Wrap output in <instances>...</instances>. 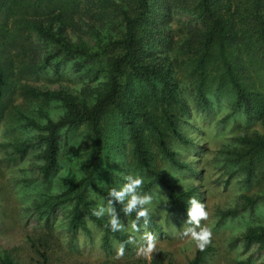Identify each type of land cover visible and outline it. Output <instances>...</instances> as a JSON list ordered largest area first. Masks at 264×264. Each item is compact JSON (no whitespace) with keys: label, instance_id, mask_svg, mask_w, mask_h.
Returning a JSON list of instances; mask_svg holds the SVG:
<instances>
[{"label":"trees","instance_id":"1","mask_svg":"<svg viewBox=\"0 0 264 264\" xmlns=\"http://www.w3.org/2000/svg\"><path fill=\"white\" fill-rule=\"evenodd\" d=\"M178 14L188 16L179 38L171 28ZM66 70L75 87L29 83ZM263 82L264 0H0V122L10 117L33 132L15 151L22 158L34 149L45 180L58 169L62 146L82 139L88 172L49 196V210L63 197L75 199L72 227L81 222V205L105 233L106 246L117 230L85 198L92 187L112 199L96 181L102 160L129 149L139 170H149L155 154L180 165L170 141L187 142L181 125L193 111L217 96L248 120L264 122ZM239 141L236 161L250 180L264 161V134ZM152 177L161 179L156 171ZM165 188L169 213L189 219L193 191ZM245 237L264 248V227ZM201 254L198 247L190 264H199ZM1 264L13 262L4 257Z\"/></svg>","mask_w":264,"mask_h":264},{"label":"rangeland","instance_id":"2","mask_svg":"<svg viewBox=\"0 0 264 264\" xmlns=\"http://www.w3.org/2000/svg\"><path fill=\"white\" fill-rule=\"evenodd\" d=\"M187 19L174 16L176 37ZM71 76L70 70L45 72L29 83L45 90L75 87ZM44 110L54 119L59 116L56 107ZM7 120L0 122V264L4 257L13 264H43V256L47 264H190L198 247L199 264H264V248L245 237L264 227V161L250 180L236 161L243 151L239 139L263 135L264 122L248 120L224 99L211 96L209 107L193 111L181 125L186 143L170 141L180 165L155 154L150 169L139 170L129 149L102 160L96 181L112 199L98 196L92 187L85 198L117 230L108 235V246L105 233L80 204L81 222L72 227L75 199L63 197L57 209L49 210L54 200L49 196L88 172L82 139L62 146L58 169L45 180L34 149L22 158L15 151L16 145L32 140L33 132ZM154 171L161 179L153 182ZM166 183L193 191L189 219L169 213Z\"/></svg>","mask_w":264,"mask_h":264}]
</instances>
